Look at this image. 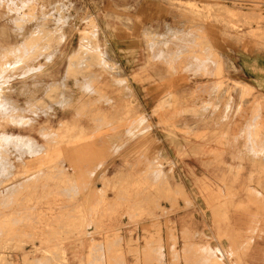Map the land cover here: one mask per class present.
I'll use <instances>...</instances> for the list:
<instances>
[{
	"label": "rangeland",
	"instance_id": "374dc122",
	"mask_svg": "<svg viewBox=\"0 0 264 264\" xmlns=\"http://www.w3.org/2000/svg\"><path fill=\"white\" fill-rule=\"evenodd\" d=\"M201 5L223 11L225 58L264 54V0H0L1 63L33 32L52 36L0 76V264H264V93L228 61L193 72L217 85L171 93V74L187 85L199 58L172 36L171 7L182 30L184 8L199 19ZM105 22L146 39L155 109H105L111 89H132L107 60ZM174 133L201 152L171 159ZM185 159L197 173L181 172Z\"/></svg>",
	"mask_w": 264,
	"mask_h": 264
},
{
	"label": "crops",
	"instance_id": "0c3cea01",
	"mask_svg": "<svg viewBox=\"0 0 264 264\" xmlns=\"http://www.w3.org/2000/svg\"><path fill=\"white\" fill-rule=\"evenodd\" d=\"M157 4L160 5L158 6L159 13H167V11H164L165 7H163L160 3ZM199 9L201 10V16L198 19L195 15L197 13L195 9L184 8V28L181 30L179 27L181 24H177L180 20L178 16L180 12L176 11L175 7H171V18L168 19V22L170 23L168 28L171 31L172 36L176 33L182 35L185 44H189L190 52L199 54V58L193 57L187 61V64L185 65L186 68H189L192 72L191 75L186 77L189 81L187 85L183 84L181 76L171 74V93L173 95L183 94V89H186V93L192 94L194 92L192 90L198 89V85L206 86V88L217 85L219 83V78H209L207 76L194 77L193 72L200 71L201 75H204L205 73L206 75L214 74L215 71H221L222 73L224 72V65L227 61L229 63L226 64H230L231 68L236 72V74L233 75V79H239L240 75H242L248 83L258 89H261L262 93H264V54L262 56L250 53L248 55H241L239 51L240 48L236 50V47H234L231 55L225 58L223 51L224 26L223 21H219L218 19V14L222 15L223 11H217L215 7L207 5H201ZM208 13L212 15L211 20H208L207 17L204 16ZM214 19L216 22H214ZM103 25L102 39L104 41L106 40L105 43L110 47L109 51L112 53L107 60L110 63L113 62L117 65L120 70L119 76L121 78H126L127 83H125V85L129 84L132 88L111 89L109 95L110 103L109 105H104L105 109L124 110L127 102L129 101H131L132 104L129 105L128 103L127 107L135 109V111L138 109H155L161 99L150 97L149 94H154L155 91L143 89L144 84L142 82L143 73L146 67L145 56L141 53L139 47L145 45L146 39L140 35L139 31L126 32L125 36L120 34V37L113 36L114 34L112 32H108L106 29L107 27L105 25H107V23L105 22ZM171 66L172 68H175V65H172V63ZM161 69H164V67ZM119 81L124 83L123 80ZM134 102L135 106L133 105ZM195 144L197 143L194 141L188 143L185 139H181L180 135L175 134V136H172L171 138V159H176V157H185L189 155L190 152H194V154L201 152V149H197L198 147ZM196 160H182L181 164L184 163V167H188L190 170L187 171L184 169L181 172L197 173V170L192 169L191 164H189L193 163V161L199 163L201 162L199 159L197 161Z\"/></svg>",
	"mask_w": 264,
	"mask_h": 264
},
{
	"label": "bare ground",
	"instance_id": "6f19581e",
	"mask_svg": "<svg viewBox=\"0 0 264 264\" xmlns=\"http://www.w3.org/2000/svg\"><path fill=\"white\" fill-rule=\"evenodd\" d=\"M29 2V1H28ZM44 2V1H43ZM30 3H31V1H30ZM29 3V4H30ZM36 3V2H35ZM34 2H33V5H35L36 6V4H35ZM43 4V3H42ZM23 5H26V6H28L27 4H26V1L25 2H23ZM25 6V7H26ZM30 6V5H29ZM32 6V5H31ZM34 7V6H33ZM29 8V7H28ZM36 10V7H34L33 8V10ZM31 11H32V9H30ZM34 10V12L36 13V11ZM27 12H29V10L27 11ZM33 11H32V14L34 13ZM24 13V12H23ZM30 14V17L32 16V14L31 13H29ZM29 16V15H28ZM62 17H63V15H62ZM118 22H119V20H118ZM113 28V27H112ZM44 29V28H43ZM41 30V29H40ZM86 30V29H85ZM80 36V35H79ZM52 36H51V33L50 32H48V31H39L38 33L36 32V33H32L31 34V37L30 38H28V40H29V42H28V44H27V51H25V52H23L22 54L20 53V55L18 56V58L17 57H15V58H17V60L16 61H14V63H11V61H10V63L8 64L7 62H5V63H1L0 62V76H2L3 74H4V72H6L8 69H10V70H12L11 69V67H13L12 66V64L14 65H16V64H21L22 62H24L25 60H26V62H27V60L28 59H30L31 57V55H33L34 53H42V49H43V47L44 46H40V47H38L37 46V44H38V41L40 40V41H42L41 39H49L50 40V38H51ZM106 41V40H105ZM42 43V42H41ZM41 43H39V44H41ZM92 44V43H91ZM42 45H44V44H42ZM83 45V44H82ZM42 47V48H41ZM87 47V46H86ZM46 48V47H45ZM62 48V47H61ZM88 48V47H87ZM92 49V48H91ZM9 51V50H8ZM45 51V50H44ZM210 51V50H209ZM90 52V51H89ZM91 53V52H90ZM88 55V53H86V52H82V55ZM95 54V53H94ZM8 55V54H7ZM38 55V54H37ZM89 56V55H88ZM97 56V55H96ZM90 57V56H89ZM98 57V56H97ZM96 57V58H97ZM14 58V59H15ZM79 58V57H78ZM13 59V60H14ZM77 59V58H76ZM92 59V58H91ZM95 59V58H94ZM77 61V60H76ZM78 62V61H77ZM87 59L86 58H82L77 64V66H75L76 68H83V67H85V66H88V65H86L87 63ZM90 62V61H89ZM18 64V65H19ZM23 64V63H22ZM108 65V64H107ZM22 66V65H21ZM70 68H69V73H70V71H71V73L73 74H75L76 73V69H73V67H74V64L71 62L70 63ZM146 66V65H145ZM17 67H20V65L19 66H17ZM16 67V68H17ZM89 67V66H88ZM219 67V66H218ZM15 68V69H16ZM18 69V68H17ZM16 69V70H17ZM84 69H86V68H84ZM79 71V70H78ZM82 73H83V70H82ZM138 75V74H137ZM68 78V77H67ZM134 78V77H133ZM143 79V78H142ZM126 81V80H125ZM128 85V84H127ZM246 86V85H245ZM249 86V85H248ZM107 87V86H106ZM0 89H2V87L0 88ZM2 94H3V92H1L0 91V99L2 100V98L4 97V96H2ZM132 99V98H131ZM168 103V102H167ZM109 105V104H108ZM167 106V105H166ZM4 107V106H3ZM168 107V106H167ZM114 123V122H113ZM119 123V122H118ZM146 125V124H145ZM147 128V127H146ZM89 129V128H88ZM134 130V129H133ZM122 131V130H121ZM256 131H258V130H256ZM110 132V131H109ZM118 132V131H117ZM257 133V132H256ZM111 137V136H110ZM107 138V137H106ZM154 138V137H153ZM9 140H12L13 139V137L12 136H9V138H8ZM14 140L16 141V143H23V142H26L27 144H30L31 146H32V148L33 149H36L37 148V146L35 145V144H33L34 143V139L32 140L30 137H26V136H16V137H14ZM13 141V140H12ZM36 142V141H35ZM257 143V142H256ZM37 144V143H36ZM146 144V143H145ZM21 145V144H20ZM122 145V144H121ZM30 151V150H29ZM32 151V150H31ZM38 151V150H37ZM90 151V150H89ZM32 153V152H31ZM0 154H1V151H0ZM3 154V153H2ZM191 155V154H190ZM54 167V166H53ZM50 171V170H49ZM221 177V176H220ZM21 180V179H20ZM243 182V181H242ZM176 189V188H175ZM102 190V189H101ZM158 190V189H157ZM156 191V190H155ZM176 191H177V189H176ZM175 191V192H176ZM158 193V192H157ZM161 195V194H160ZM176 195H177V193H176ZM241 198V197H240ZM102 208V207H101ZM232 217V216H231ZM234 225V224H233ZM222 252V251H221ZM223 253V252H222ZM218 255V254H217ZM226 259H228V258H226ZM214 263V262H213ZM101 264V263H100Z\"/></svg>",
	"mask_w": 264,
	"mask_h": 264
}]
</instances>
